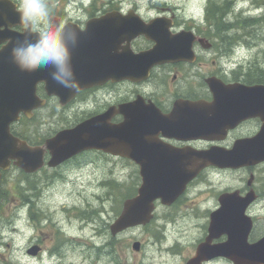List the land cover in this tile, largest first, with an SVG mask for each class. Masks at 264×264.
Masks as SVG:
<instances>
[{
    "label": "flooded vegetation",
    "instance_id": "af4514ba",
    "mask_svg": "<svg viewBox=\"0 0 264 264\" xmlns=\"http://www.w3.org/2000/svg\"><path fill=\"white\" fill-rule=\"evenodd\" d=\"M220 1L211 9L208 0L200 11L207 16L206 10L210 8L226 23L223 28L211 26L216 20L207 21V26H197L194 18H181L178 4L158 5L159 10L149 18L136 5L126 8L124 0H49L50 10L57 18L79 25V43L72 51L76 53L72 54V60L82 50L80 37L86 36L82 32L86 22L107 13L115 12V17L137 14L145 21L157 16L170 17L173 25L161 26L170 38L159 40V55L147 75L140 74L131 80L125 71L130 54L148 50L156 42L144 34L128 40L129 32L124 31V26H93L91 35L99 38V45L93 47L91 66L78 67L72 63V67L75 76L90 73L94 80L73 95L64 88L62 96L49 94L46 82L38 83L36 94L44 101L43 106L33 109L30 116L21 112L19 119L10 125L11 132L31 145H43L57 131L105 113L108 124L118 125L129 115L127 108L134 102L143 119L153 120L143 135L154 141L161 164L178 156L193 164L194 158L205 157V152L211 149L225 153L234 150L235 157H249L257 147L254 141L264 144V93L258 95L252 89L254 85H264V70L258 69L257 62L234 60L243 47L236 38L240 26L230 20L236 0H227L228 4ZM10 6L15 14L10 29L22 33L18 13ZM114 27L119 28L112 30ZM209 81L220 86L210 85ZM50 126L55 128L44 130ZM87 153L120 159L139 170L127 157L85 150L57 167L45 165L33 174L48 169L55 180L62 168L81 166L79 158ZM43 159L45 163L48 161V151L43 153ZM232 174L237 175L235 184L221 186L220 178ZM165 197L172 200L154 201L150 224L154 226L153 236L160 249L178 259L175 264L188 261L235 264L219 250L228 239L225 220L233 222L241 215L250 222L246 243L254 244L264 238V160L236 168L205 165L181 189L167 191ZM226 204L227 213L222 212ZM231 249L235 251L234 247Z\"/></svg>",
    "mask_w": 264,
    "mask_h": 264
},
{
    "label": "water",
    "instance_id": "95a60500",
    "mask_svg": "<svg viewBox=\"0 0 264 264\" xmlns=\"http://www.w3.org/2000/svg\"><path fill=\"white\" fill-rule=\"evenodd\" d=\"M8 7L6 3L0 1V43L7 41L0 48V178L1 170L8 169L11 162L29 173L37 171L44 164V149L42 147L30 146L26 141L13 136L9 130V125L19 118L20 112L30 116L33 108L42 105L43 101L39 100L35 93L37 83L46 82L50 87L49 93L60 96L64 93V88L51 79V68L22 72L11 61L10 50L13 43L21 38V35L13 33L6 26L8 21L5 19L10 20L14 16ZM171 25L172 21L165 17H157L145 22L135 14L123 17L109 15L100 20L88 21L84 31L86 36L80 38L81 42L86 40L89 44L86 46L87 51H82V53L90 54V45L99 42L98 37L95 39L91 35V26H124V31L129 32L128 40L139 34H144L157 42V45L155 44L149 50L130 54L129 61L125 62V71L126 76L134 80L139 78L140 74L147 75L148 68L154 64L157 55H159L157 53L160 46L159 40L170 38L161 26ZM2 26H4L3 29H1ZM164 47L172 48L171 45ZM83 63L81 62V65ZM76 78L80 87H85L88 85L87 83L94 80L91 74L78 75ZM209 83L215 87L220 86V83L217 85L212 84V81ZM252 89L258 95L264 93V85H256ZM69 93L72 91L70 90ZM257 109H260V101H258ZM127 111H129V115L118 125L108 124L107 113H105L91 117L73 128L61 130L45 143V147L51 154L47 164L52 167L83 150L90 149L126 156L139 166L141 184L135 196L123 201L119 215L110 224L112 235L128 227L144 225L149 222L153 216V201L158 197H161L163 202L171 201L172 198L167 200L165 197L167 191L177 192L180 186L193 177L203 165L215 164L219 167L236 168L264 160V144L254 141L257 147L249 157H235L234 150L225 153L211 149L205 152V157L195 159L194 171L189 173L184 158H178V162L184 161L182 167L180 164H178V168L161 164L155 153L154 141L143 135L153 125L152 118L143 119L139 112V106L134 102L129 104ZM197 161L201 163L197 164ZM222 212H228L227 204L222 208ZM243 216L241 215L233 222L225 220L224 230L228 239L225 244L220 246L219 253L233 259L235 264H264V238L254 244L246 243L250 222L246 221ZM233 243H237V245ZM231 247H234L235 251ZM132 248L139 250L140 242H133ZM38 251L37 245L27 250L31 255H36ZM187 264H192V261H188ZM193 264L198 263L193 262Z\"/></svg>",
    "mask_w": 264,
    "mask_h": 264
},
{
    "label": "rangeland",
    "instance_id": "374dc122",
    "mask_svg": "<svg viewBox=\"0 0 264 264\" xmlns=\"http://www.w3.org/2000/svg\"><path fill=\"white\" fill-rule=\"evenodd\" d=\"M124 1L126 8L136 5L149 18L159 10L158 5L178 4L181 18L192 17L198 23L203 19L200 10L208 0ZM236 15L258 17L259 21L246 27L236 37L243 47L234 60L257 62L258 69L264 70V3L262 0H236L230 20ZM48 128L55 127H44V130ZM79 161L83 163L81 166L68 165L59 170L60 177L55 180L47 178L42 172L29 177L37 184L38 196L32 194L28 206L21 204L12 188L13 182H18L23 190L27 186L25 178L15 168L6 174V181H9L5 186L7 200L0 204V264L177 263L176 257L160 249L152 235V225L131 227L116 236H111L109 232V224L118 215L121 202L125 199L120 198L114 185L129 188L128 192L135 189L140 181L137 167L95 153L84 154ZM45 172L51 174L48 169ZM236 178V174L222 176L220 185H234ZM31 209L42 214L40 220L30 218ZM83 211L88 213V217L82 215ZM133 241L141 242L139 251L132 249ZM37 242L41 243L42 252L37 256L27 254V248Z\"/></svg>",
    "mask_w": 264,
    "mask_h": 264
},
{
    "label": "clouds",
    "instance_id": "9594fccd",
    "mask_svg": "<svg viewBox=\"0 0 264 264\" xmlns=\"http://www.w3.org/2000/svg\"><path fill=\"white\" fill-rule=\"evenodd\" d=\"M22 26L10 50L11 61L22 72L51 68V79L76 92L80 83L72 67V51L79 43V25L57 18L49 0H8Z\"/></svg>",
    "mask_w": 264,
    "mask_h": 264
},
{
    "label": "trees",
    "instance_id": "16d2710c",
    "mask_svg": "<svg viewBox=\"0 0 264 264\" xmlns=\"http://www.w3.org/2000/svg\"><path fill=\"white\" fill-rule=\"evenodd\" d=\"M258 21H259L258 20V17L257 18H242V21H240L239 25L242 26V29L241 30L244 32V29L246 27L252 26L254 23L257 24ZM215 26H225V25L222 24L221 22H219ZM3 198H6V191L1 193V200H3Z\"/></svg>",
    "mask_w": 264,
    "mask_h": 264
},
{
    "label": "bare ground",
    "instance_id": "6f19581e",
    "mask_svg": "<svg viewBox=\"0 0 264 264\" xmlns=\"http://www.w3.org/2000/svg\"><path fill=\"white\" fill-rule=\"evenodd\" d=\"M209 5V4H208ZM263 7V6H262ZM218 9H219V7H218ZM207 12H208V10H206ZM207 14V13H206ZM221 14V13H220ZM219 15V14H218ZM225 15V14H224ZM223 15V16H224ZM213 22V21H212ZM253 22V21H252ZM232 26V25H231ZM220 28V27H219ZM222 28H223V26H222ZM221 29V28H220ZM224 29H225V27H224ZM219 30V29H218ZM245 30V29H244ZM221 31V30H220ZM229 31H230V29H229ZM246 32V31H245ZM247 33V32H246ZM235 34V33H234ZM241 45V44H240ZM160 231V230H159ZM166 248V247H165Z\"/></svg>",
    "mask_w": 264,
    "mask_h": 264
}]
</instances>
